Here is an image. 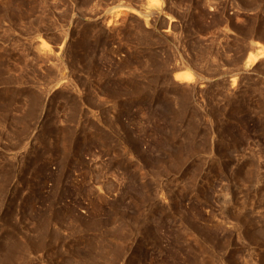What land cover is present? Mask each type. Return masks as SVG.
Here are the masks:
<instances>
[{
    "label": "rangeland",
    "instance_id": "374dc122",
    "mask_svg": "<svg viewBox=\"0 0 264 264\" xmlns=\"http://www.w3.org/2000/svg\"><path fill=\"white\" fill-rule=\"evenodd\" d=\"M263 46L264 0H0V264H264Z\"/></svg>",
    "mask_w": 264,
    "mask_h": 264
},
{
    "label": "bare ground",
    "instance_id": "6f19581e",
    "mask_svg": "<svg viewBox=\"0 0 264 264\" xmlns=\"http://www.w3.org/2000/svg\"><path fill=\"white\" fill-rule=\"evenodd\" d=\"M264 56V48H261V52L259 53V55H252V54H248L247 56V60H249L251 62V64H254L259 58H263ZM176 76L178 79H181L183 81L189 82L191 81V79L193 78V75L191 73H187V72H183V73H176Z\"/></svg>",
    "mask_w": 264,
    "mask_h": 264
},
{
    "label": "crops",
    "instance_id": "0c3cea01",
    "mask_svg": "<svg viewBox=\"0 0 264 264\" xmlns=\"http://www.w3.org/2000/svg\"><path fill=\"white\" fill-rule=\"evenodd\" d=\"M263 48H264V46H263ZM258 51H260V49H255V50H254V52H258Z\"/></svg>",
    "mask_w": 264,
    "mask_h": 264
}]
</instances>
